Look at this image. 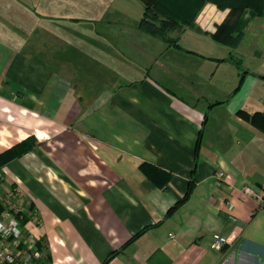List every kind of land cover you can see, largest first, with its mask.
Returning <instances> with one entry per match:
<instances>
[{"label":"crops","instance_id":"crops-1","mask_svg":"<svg viewBox=\"0 0 264 264\" xmlns=\"http://www.w3.org/2000/svg\"><path fill=\"white\" fill-rule=\"evenodd\" d=\"M143 8L0 0V196L29 201L22 228L48 264H264V203L242 193L264 190V129L237 113L264 112V80L237 66L224 101L236 80L204 79L233 59L180 42L228 8L206 3L171 31L180 48L139 26Z\"/></svg>","mask_w":264,"mask_h":264},{"label":"trees","instance_id":"trees-1","mask_svg":"<svg viewBox=\"0 0 264 264\" xmlns=\"http://www.w3.org/2000/svg\"><path fill=\"white\" fill-rule=\"evenodd\" d=\"M207 2L213 3L222 10L229 9L227 16L221 23L217 24L216 30L211 33V36L213 39L229 45L231 48L238 44L243 35L242 26L245 24V19H248L244 18V15L247 13L246 11H248L251 17H264V0H144V8L139 26L147 32L161 37L166 43L180 48L178 37L171 38L167 33L171 31L180 32L185 26L192 25L197 13ZM230 56L232 58L231 54ZM216 60L222 61L223 59ZM244 74L245 72H241L240 74L238 87L243 81ZM237 113L249 119L253 125L264 129L263 111H254L250 113L245 110H238ZM206 116L207 114L205 113L204 119ZM140 167L150 177H152L150 171L163 173L168 176L167 173H164L162 170L148 163H142ZM173 206H175V204ZM26 218L27 217L22 218V224ZM105 262L106 261H104V264Z\"/></svg>","mask_w":264,"mask_h":264},{"label":"built area","instance_id":"built-area-1","mask_svg":"<svg viewBox=\"0 0 264 264\" xmlns=\"http://www.w3.org/2000/svg\"><path fill=\"white\" fill-rule=\"evenodd\" d=\"M217 176L228 178L221 171ZM242 193L264 203V190L260 187L245 184L242 186ZM29 205V201L16 186L0 196V264H48L41 240L25 233L22 228V218L31 213ZM228 209H232L231 203L228 204ZM230 219L235 220V216L230 214ZM229 241L227 236L213 232L209 246L214 250H221Z\"/></svg>","mask_w":264,"mask_h":264},{"label":"rangeland","instance_id":"rangeland-1","mask_svg":"<svg viewBox=\"0 0 264 264\" xmlns=\"http://www.w3.org/2000/svg\"><path fill=\"white\" fill-rule=\"evenodd\" d=\"M207 3H211V2H207ZM199 12L197 13L196 17L199 15ZM246 12L247 13L244 15V18H248V19L247 20L245 19V24L244 26H242L243 35L241 36V39L239 40L238 44L232 50L229 45H226L220 41L213 39L211 33H204L205 35L204 39H195L194 33L188 30L184 33L183 39L181 41L179 40L180 42H183L185 45H189V47H191L192 49L198 52H202L203 54L207 53V54H213L215 56H219L220 54L228 58L231 51V55L232 54L233 55L232 58L230 56L229 59L231 60L233 59L235 61L234 62H232L233 60L232 61L228 60V62L224 61L223 64H221L216 71L214 70V68L212 69L211 71V74H213L212 77L211 74H209L204 79V81L213 79V81L217 82L218 85L225 82L224 78L226 77L228 78L227 81L236 80L235 87H233L230 94L228 96L225 95L223 97L224 101H228V102L234 98V94H237L239 92V89L243 82V81L241 82L239 87L237 86L239 84V79H240V76L239 78H237V73H238L237 66H239L240 71L246 69L248 70L250 75H253L255 78L264 80V17H259V16L251 17L249 16L248 11ZM194 21L193 24H195ZM204 28H207V26L204 25ZM172 32L175 33L176 31H172ZM167 35L171 38H175V36H172L173 34H171L170 32L167 33ZM198 35L199 34H197L196 36ZM206 40H210V41H206ZM236 56L241 58L242 60L241 63L237 62L240 60ZM199 63H202L203 65L213 64V62H211L210 59H203L202 61H199Z\"/></svg>","mask_w":264,"mask_h":264}]
</instances>
